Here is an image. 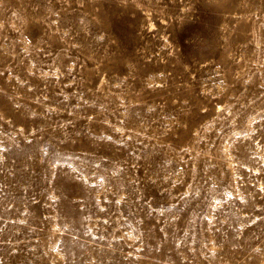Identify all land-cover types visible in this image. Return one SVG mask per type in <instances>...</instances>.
I'll use <instances>...</instances> for the list:
<instances>
[{"label": "rangeland", "instance_id": "374dc122", "mask_svg": "<svg viewBox=\"0 0 264 264\" xmlns=\"http://www.w3.org/2000/svg\"><path fill=\"white\" fill-rule=\"evenodd\" d=\"M254 13L0 0V264H264Z\"/></svg>", "mask_w": 264, "mask_h": 264}, {"label": "clouds", "instance_id": "9594fccd", "mask_svg": "<svg viewBox=\"0 0 264 264\" xmlns=\"http://www.w3.org/2000/svg\"><path fill=\"white\" fill-rule=\"evenodd\" d=\"M255 16H256V20H259L260 21V27L261 28H264V16H261V15H258L256 13H254ZM79 135V133H77ZM96 140H110L111 137H105V136H97L95 137ZM103 144V143H102Z\"/></svg>", "mask_w": 264, "mask_h": 264}]
</instances>
